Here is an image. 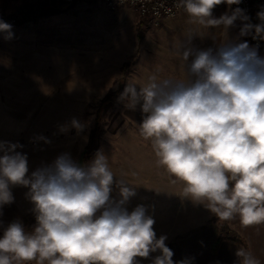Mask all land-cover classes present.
<instances>
[{"label":"clouds","instance_id":"9594fccd","mask_svg":"<svg viewBox=\"0 0 264 264\" xmlns=\"http://www.w3.org/2000/svg\"><path fill=\"white\" fill-rule=\"evenodd\" d=\"M240 2L179 0L178 6L190 22L226 35L239 20L241 36L254 32L253 39L264 40V10L258 24L239 7L213 17L217 5ZM11 28L0 20L5 39L12 38ZM178 54L187 80L153 75L138 85L130 79L118 100L140 107V135L151 141L158 164L183 183V197L221 219L238 216L245 227L264 223V59L247 42L227 39L207 49L189 42ZM70 126L77 133L84 128L76 119ZM22 147L0 141V210L14 202L12 187H25L36 225L27 232L17 220L4 229L0 264H140L138 258L157 251L151 264H189L173 261L168 237L157 238L144 205L128 211L135 188L114 175L102 151L87 164L65 152L29 175L27 155L16 151ZM114 185L118 199L111 196ZM236 256L237 264H260L243 248Z\"/></svg>","mask_w":264,"mask_h":264},{"label":"crops","instance_id":"0c3cea01","mask_svg":"<svg viewBox=\"0 0 264 264\" xmlns=\"http://www.w3.org/2000/svg\"><path fill=\"white\" fill-rule=\"evenodd\" d=\"M26 4L33 8L35 0L27 1ZM237 7L236 4L229 6L224 3L222 7L214 8L212 15L219 18L226 12L230 14ZM143 26L151 29L146 31L141 45L138 40V77L133 70L126 77V82L137 77L138 85L147 84L153 75L187 80L186 62L178 54L181 45L187 46L190 42V46L195 49H207L215 48L224 39L234 44L247 42L240 35L239 20L224 35L221 29L190 22L184 9L176 17L164 19L159 26ZM147 32L152 37L147 38ZM150 41L154 43L151 46L155 50L153 54L147 52L145 44ZM117 47V51H114L115 47L110 52L106 48L102 53L99 47L80 46L76 39L72 44L54 42L43 43L38 47L34 45V48L23 49L18 65L12 68L8 79L2 83L0 81V141L23 145L16 151L27 155L29 175L65 152L70 153L78 163L86 164L83 150L77 154L73 152L76 135H72L74 128L70 122L73 119L82 121L88 102L98 88H102L103 92L112 86V78L130 55L131 44L126 37ZM257 55L264 59V56ZM138 110L139 119L129 118L130 123H134L129 133L125 128L117 136L113 132L112 141L120 144L115 146L109 143L110 147L106 153L103 152L108 157L114 175L135 188V196L126 205L128 211L131 212L138 205L146 207L147 214L155 220L153 227L157 238L161 235L168 237L165 243L174 253L173 261L186 259L189 264H237L236 251L243 248L251 252L260 264H264V223L245 227L238 216L229 219L228 224L245 239L246 245L223 240L218 251L212 252L211 242L215 232L212 218L216 214H208L210 210L206 207L204 213H197L193 208L198 203L183 197V183L158 164L151 141L140 135L139 124L144 114L140 107ZM64 126L68 130L62 132ZM52 130L62 132L61 136L51 133ZM137 130L138 133H135ZM130 134L139 136L134 139L139 143V152L127 148L126 144L135 142L131 140ZM126 148L135 161L127 160ZM148 149L151 150L147 155ZM139 156H143L144 160L140 161ZM11 191L14 202L0 210V237L4 229L17 220L27 232L34 229L25 225L26 218L35 222L34 206L26 195L28 189L15 186ZM111 196L119 198V190L115 185ZM195 220L203 223L195 226ZM159 254L157 251L148 258L138 259L140 264H151Z\"/></svg>","mask_w":264,"mask_h":264},{"label":"rangeland","instance_id":"374dc122","mask_svg":"<svg viewBox=\"0 0 264 264\" xmlns=\"http://www.w3.org/2000/svg\"><path fill=\"white\" fill-rule=\"evenodd\" d=\"M27 1L32 2V0H0V18H5L15 13L21 6L29 7L27 4L24 5ZM37 2L38 0H35V6L29 8L34 9L37 6ZM72 2L67 4L60 11L44 14L37 19L28 20L24 23L10 24L12 26L11 39H5L4 36L6 33L0 32V81L2 83L3 80L8 79L9 75L12 73V68L18 65V59L24 48L30 49L34 48V45L38 47L43 43L54 42L72 44L76 39V42L80 43V46H86V48L89 46L99 47L100 51L103 53L102 50L106 48H109L110 52L113 51L112 49L115 47L114 51H117V45L127 37L131 44L130 55L122 63L117 75L112 78V86L110 89L103 92H101L102 88H98V91L92 94L81 121L84 125L83 131L77 133L75 128L72 131V135H76L73 152L77 154L80 150H83L82 155H85L84 160L86 161L87 159V162H90L95 157L97 151L106 153V149L110 147V145H108L109 143H114L115 146L120 144L119 142L112 141L114 140L112 138L114 136L113 132H116L115 135L117 136V134L122 133L125 128L124 130L129 133V130L132 128L131 124H134L130 123V119H139L140 117L138 112L139 106H137L135 110H131L118 100V97L124 90L125 83H127L125 79L122 85L120 79H122L125 71L129 74L132 70L136 72L135 74L138 77V40L141 45L144 41L146 31L151 28H144L143 25L145 24L143 19L137 11L131 8L124 7L115 11H110L104 3L99 0H76L74 4H72ZM69 5L72 6L68 8ZM223 5L224 3L217 5L215 8H220ZM148 35H150L149 32H147V38L152 37ZM153 38H155V36H153ZM150 42L145 44L147 52L153 54L155 50L154 47L152 48L151 46H153L154 43ZM137 77L134 76L132 79L137 82ZM110 79L111 78H109L108 81ZM96 125L101 129L97 150L87 157L84 151L88 145L91 130ZM109 130H111V133ZM51 133L57 136H61L62 134V132L53 130ZM135 133H138V130ZM136 137L139 136L130 134L132 141H135L134 139ZM126 146L133 151L139 152L140 150L139 143L136 141L133 143L129 142ZM142 147H144V144ZM127 148L125 149L128 154L127 160L132 159L135 161L136 159L134 157H130ZM150 150L148 149L146 151L147 155ZM105 153L104 155H106ZM147 155L146 162L148 159ZM139 160L143 161L144 157L139 156ZM193 209L197 213H204L205 206L198 204ZM208 214L213 213L210 211ZM25 222V225L29 228L36 225V220L32 223L26 218ZM202 223L203 221L195 220L194 225L199 226Z\"/></svg>","mask_w":264,"mask_h":264},{"label":"built area","instance_id":"2783aa9c","mask_svg":"<svg viewBox=\"0 0 264 264\" xmlns=\"http://www.w3.org/2000/svg\"><path fill=\"white\" fill-rule=\"evenodd\" d=\"M110 11L124 7L138 12L146 26H159L164 19L174 18L184 9L179 7V0H99ZM250 17V23H260L257 13L264 10V0H241L237 5ZM242 27V24H241ZM253 33L242 36L259 55L264 56V40L253 39Z\"/></svg>","mask_w":264,"mask_h":264},{"label":"trees","instance_id":"16d2710c","mask_svg":"<svg viewBox=\"0 0 264 264\" xmlns=\"http://www.w3.org/2000/svg\"><path fill=\"white\" fill-rule=\"evenodd\" d=\"M72 1L73 0H38L37 6L34 9L21 6L15 13L6 16L5 18H0V20L8 24L24 23L28 20L37 19L44 14L60 11ZM126 75H128L127 71H125L122 79H120L122 85L124 84ZM100 133L101 129H99L97 125L91 130L90 139L88 145L86 146V150L84 151L87 157L96 152ZM85 163H88L87 159ZM212 222L215 224V232L211 242V249L213 253L218 251L223 240H230L239 245H246L245 239L229 226L227 220H221L219 216L215 215Z\"/></svg>","mask_w":264,"mask_h":264},{"label":"water","instance_id":"95a60500","mask_svg":"<svg viewBox=\"0 0 264 264\" xmlns=\"http://www.w3.org/2000/svg\"><path fill=\"white\" fill-rule=\"evenodd\" d=\"M76 2V0H73V2H72V4H74ZM72 5H69V7L68 8H70Z\"/></svg>","mask_w":264,"mask_h":264}]
</instances>
